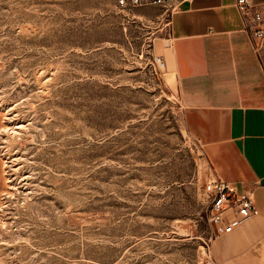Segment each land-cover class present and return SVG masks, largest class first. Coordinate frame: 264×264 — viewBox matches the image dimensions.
<instances>
[{"label": "rangeland", "instance_id": "1", "mask_svg": "<svg viewBox=\"0 0 264 264\" xmlns=\"http://www.w3.org/2000/svg\"><path fill=\"white\" fill-rule=\"evenodd\" d=\"M168 14L0 0V264H216Z\"/></svg>", "mask_w": 264, "mask_h": 264}, {"label": "crops", "instance_id": "2", "mask_svg": "<svg viewBox=\"0 0 264 264\" xmlns=\"http://www.w3.org/2000/svg\"><path fill=\"white\" fill-rule=\"evenodd\" d=\"M235 2L178 4L164 59L218 177L239 193L254 191L258 214L217 238L215 262L264 264V41L245 31Z\"/></svg>", "mask_w": 264, "mask_h": 264}, {"label": "built area", "instance_id": "3", "mask_svg": "<svg viewBox=\"0 0 264 264\" xmlns=\"http://www.w3.org/2000/svg\"><path fill=\"white\" fill-rule=\"evenodd\" d=\"M183 1L117 0L119 6L130 9L145 5L164 6L169 11L168 19L175 12L177 5ZM234 5L243 19L245 31L252 39H259L262 43L264 41V4L260 6L253 0H236ZM169 23L167 20V24ZM207 189L212 196L210 220L216 224L220 234L232 232L235 227L258 214L254 191L251 188H246L239 193L236 186L217 177L208 184Z\"/></svg>", "mask_w": 264, "mask_h": 264}, {"label": "bare ground", "instance_id": "4", "mask_svg": "<svg viewBox=\"0 0 264 264\" xmlns=\"http://www.w3.org/2000/svg\"><path fill=\"white\" fill-rule=\"evenodd\" d=\"M163 66H165V63H163Z\"/></svg>", "mask_w": 264, "mask_h": 264}]
</instances>
